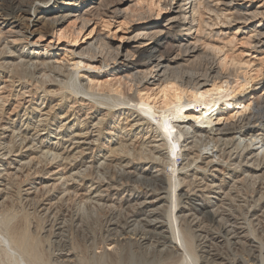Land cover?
I'll list each match as a JSON object with an SVG mask.
<instances>
[{
  "label": "bare ground",
  "instance_id": "obj_1",
  "mask_svg": "<svg viewBox=\"0 0 264 264\" xmlns=\"http://www.w3.org/2000/svg\"><path fill=\"white\" fill-rule=\"evenodd\" d=\"M263 64L264 0H0L10 264L81 263L62 222L58 249L40 248L50 228L40 239L33 218L67 209L93 262L247 264L212 249L229 243L263 264L253 231L264 218ZM100 215L96 252L87 228Z\"/></svg>",
  "mask_w": 264,
  "mask_h": 264
},
{
  "label": "rangeland",
  "instance_id": "obj_2",
  "mask_svg": "<svg viewBox=\"0 0 264 264\" xmlns=\"http://www.w3.org/2000/svg\"><path fill=\"white\" fill-rule=\"evenodd\" d=\"M149 0H140V6H145V5H147V2H148ZM132 4H134L133 2H132ZM131 5V2H126V3H123V4H118V7H119V9H121V11H123V9L124 10H126L127 9V7H129ZM138 10L137 8L136 9H131V12H136V11ZM121 20L122 19H120V18H118L117 20H116V22H115V24H114V26L112 27V32H115L116 31V29H117V24L119 23V22H121ZM72 21V19H69L68 21H66L63 25H62V27L61 28H66L67 26H69V23ZM129 27H131V26H128V30L125 32V30L124 31H120V30H118L117 32H116V37H112V38H110L109 40L110 41H112L114 44H117V42H118V39H119V37L121 36V35H123V34H126V33H129L130 32V30H131V28H129ZM129 31V32H128ZM89 32V30L86 32V33H84V35L85 34H87ZM37 37V36H36ZM36 37L34 38V40L36 39ZM45 40H46V43L47 42H49V38H45ZM88 39L87 38H85V36L84 37H81V40L79 41V43L77 44V45H81L83 42L85 43V41H87ZM84 43L82 44V45H84ZM252 56H255V54H253ZM58 57H59V59L61 58V59H63V60H66L65 58L66 57H64V55H63V53L62 52H59L58 53ZM259 58V56L257 57V59ZM264 65V64H263ZM100 78V80H102V81H104L105 79H109V77L108 76H104V74L102 75L101 74V76H99ZM256 83H253L251 86H257V85H255ZM264 89V88H263ZM238 108H235V110H237ZM233 110H234V108H233ZM24 208V210L25 211H27V209L25 208V207H23ZM70 210V209H69ZM28 213H32V207L30 206V207H28V211H27ZM72 210H70V211H68V209L66 210V211H56V213L54 214V215H52L51 216V218H48V219H39V218H33V219H35L34 221L36 222V224L38 225V232L39 233H37V235L38 234H40V235H38V237H40V239H42V237H44V235H42V233L39 231V228L41 229V226L42 227H44V226H48V229L50 228V232H49V234L48 235H46L45 237V239H47V241L49 242V246H48V244L47 243H44V241L42 240H40V248H41V250H42V252L44 253V257L46 258V257H48L49 255H50V253L52 254L53 252H55V250L56 249H58V246H57V244L56 243H53L55 240H54V234H53V230L55 229V227L57 226V225H59V224H61V222L62 223H64V225H65V227H66V229H67V231H68V236L71 238V241H72V243L73 244H75V246H76V244H78L79 243V247H78V245H77V247H78V249H77V251H78V253H80L81 254V257H82V261H81V263H79V264H85V262H86V264H119L120 263V261L119 260H117V258L120 256V255H117V256H115V255H106V256H104V258L106 257V259H104L103 258V262H105V263H103V262H100L98 259H96L94 262H93V260L95 259V258H92L91 256H92V254L90 253V250L92 251V249H90L89 250V248H88V250L87 249H84V247L82 246V243H83V237H82V231H81V229H79V228H76V224L74 223V221H73V215H72ZM67 213V214H66ZM56 215V216H55ZM55 217V218H54ZM102 217H103V215H100L99 216V218H100V220L99 219H96V222L95 221H93L91 224H89V226H91V227H93V228H87L88 230H89V232H91L92 233V236L91 237H93L94 238V246L93 247H96L95 248V251L96 252H98L97 250L102 246V244H103V242H104V240L106 239V229H104L103 227H105L106 226V224H107V219L106 218H104L103 217V219H102ZM65 219H66V221H65ZM20 220V221H19ZM69 220V221H68ZM95 220V219H94ZM17 221V222H16ZM15 222H14V224L13 225H15L16 224V226H14V227H16V229L18 228V227H22V224H20V226H19V224L18 223H22V220L21 219H17ZM42 221H44V222H42ZM46 221V222H45ZM48 221H50V222H48ZM59 221V222H58ZM97 221H98V223H97ZM105 221V222H104ZM42 223L43 225H40L39 223ZM58 222V223H57ZM70 222V223H69ZM53 223V224H52ZM67 223H68V225H67ZM260 224H259V226L257 225V226H254L253 227V231H254V235H255V237L257 238V240H258V242L259 243H261L260 245H262V263L264 264V257H263V255H264V218H262V220L259 222ZM92 224H93V226H92ZM98 224V225H97ZM102 226H101V225ZM2 225L0 224V230H2L3 228H4V226H2ZM99 229V228H101V230L99 229H97V228ZM83 229H84V227H83ZM86 229V230H87ZM91 229V230H90ZM85 230V229H84ZM83 230V231H84ZM103 230V231H102ZM94 231V232H93ZM96 233V234H95ZM52 234V235H51ZM88 234V233H87ZM94 234V235H93ZM100 234V235H99ZM102 234V235H101ZM104 234V235H103ZM258 234V235H257ZM262 234V235H261ZM91 235V234H90ZM97 236V237H96ZM100 239H99V238ZM102 237V238H101ZM50 238V239H49ZM99 240H101V241H99ZM49 239V240H48ZM54 240V241H53ZM1 242H0V264H10V262H9V260H8V257L6 256V253H5V245H4V243H3V241L2 240H0ZM53 241V242H52ZM77 241V242H76ZM95 241H96V243H95ZM51 242V243H50ZM44 243V244H43ZM101 243V244H100ZM3 244V245H2ZM42 244H43V246H42ZM229 243H226V244H223V245H220V247L218 248H216V247H213L212 249L216 252L217 251V253H221L222 252V254H226V255H230V254H232V255H235L236 257H241L242 259H244V260H246L247 261V264H252L250 261H249V257H248V255L246 254V253H248V250L246 249V248H244L243 249V247H232L231 245H228ZM45 245V246H44ZM56 245V246H55ZM95 245H97V246H95ZM99 245H101V246H99ZM48 246V247H47ZM229 246H231V247H229ZM56 249H55V248ZM76 247V248H77ZM99 247V248H98ZM228 247V248H227ZM44 248V249H43ZM45 248H47V249H45ZM50 250H49V249ZM222 248V249H221ZM227 248V249H226ZM53 249H55V250H53ZM218 249V250H217ZM47 250V251H46ZM82 250V251H81ZM229 250V251H228ZM2 251V252H1ZM85 251V252H84ZM3 252H4V254H3ZM231 252V253H230ZM235 253V254H234ZM89 254H90V256H89ZM237 254V255H236ZM124 258L123 259H127V254L126 253H124ZM87 259H86V258ZM116 257V258H115ZM6 258V259H5ZM84 258H85V261H84ZM90 258V259H89ZM115 258V259H114ZM93 259V260H92ZM105 260V261H104ZM110 260V261H109ZM117 260V261H116ZM84 261V262H83ZM96 261H98V262H96ZM100 262V263H99ZM118 262V263H117ZM255 264V263H254Z\"/></svg>",
  "mask_w": 264,
  "mask_h": 264
}]
</instances>
